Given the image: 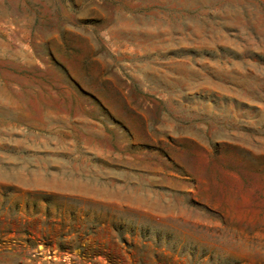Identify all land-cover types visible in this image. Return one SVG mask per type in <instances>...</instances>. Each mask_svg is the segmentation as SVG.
<instances>
[{
  "label": "rangeland",
  "instance_id": "rangeland-1",
  "mask_svg": "<svg viewBox=\"0 0 264 264\" xmlns=\"http://www.w3.org/2000/svg\"><path fill=\"white\" fill-rule=\"evenodd\" d=\"M0 264H264V0H0Z\"/></svg>",
  "mask_w": 264,
  "mask_h": 264
}]
</instances>
